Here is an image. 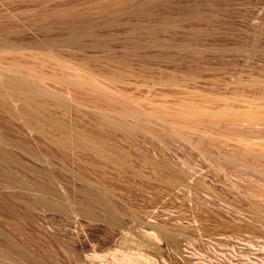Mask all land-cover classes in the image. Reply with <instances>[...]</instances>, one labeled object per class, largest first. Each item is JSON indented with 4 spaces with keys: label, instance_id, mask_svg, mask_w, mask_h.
Returning a JSON list of instances; mask_svg holds the SVG:
<instances>
[{
    "label": "rangeland",
    "instance_id": "rangeland-1",
    "mask_svg": "<svg viewBox=\"0 0 264 264\" xmlns=\"http://www.w3.org/2000/svg\"><path fill=\"white\" fill-rule=\"evenodd\" d=\"M263 104L264 0H0V264L257 260Z\"/></svg>",
    "mask_w": 264,
    "mask_h": 264
},
{
    "label": "bare ground",
    "instance_id": "bare-ground-1",
    "mask_svg": "<svg viewBox=\"0 0 264 264\" xmlns=\"http://www.w3.org/2000/svg\"><path fill=\"white\" fill-rule=\"evenodd\" d=\"M258 101H260V100H258ZM257 102V101H256ZM258 105V104H257ZM264 105V104H263ZM254 106H256V105H254ZM259 106V105H258ZM254 107L253 109H254V111H253V109H250V113L247 115V118H248V120H249V122L250 123H248L249 125H251V122H252V124L254 123V125L253 126H251V127H255V126H257V125H259V121L261 120V117H263L264 115L261 113V111H260V108L259 107ZM262 108V107H261ZM251 110H252V112H251ZM243 115V114H242ZM244 115H246V113H244ZM244 117V116H243ZM263 119V118H262ZM262 121H264V120H262ZM260 123H261V121H260ZM263 124V123H262ZM261 124V126H263ZM260 126V125H259ZM259 126H257V127H259ZM262 128H264V126L262 127ZM257 130H258V132H262V130L260 129H258V128H256ZM255 129V130H256ZM261 134V133H260ZM1 138V137H0ZM259 138V137H258ZM1 144H3V142L0 140V155H1V162H5V161H7L9 158V155H7V153H5V151H4V148H3V146L1 145ZM61 153V152H60ZM68 154V153H67ZM56 156V155H55ZM67 156H70L69 154L67 155ZM71 157V156H70ZM46 158H48V157H46ZM46 158H45V161H46ZM54 158V157H53ZM69 158V157H68ZM67 159V158H66ZM44 160V159H43ZM50 160V159H49ZM65 160V159H64ZM63 160V161H64ZM51 161V160H50ZM60 161H61V159H60ZM55 162V161H54ZM58 162V161H57ZM62 162V161H61ZM65 162V161H64ZM45 163V162H44ZM47 163V162H46ZM48 163H49V161H48ZM47 163V164H48ZM50 164V163H49ZM52 164V163H51ZM66 163H64L63 165H65ZM69 164V163H68ZM54 165V164H53ZM62 165V164H61ZM62 165V166H63ZM50 166V165H49ZM55 166V165H54ZM61 167V166H60ZM66 168L67 166L65 165V166H63V168ZM57 168V167H56ZM67 169H68V167H67ZM71 169V168H70ZM57 170H59L58 168H57ZM50 171V170H49ZM64 171V170H63ZM71 171H75L74 169L73 170H71ZM70 171V172H71ZM3 173H4V170H3ZM58 173V172H57ZM60 173H61V171H60ZM67 173V172H66ZM76 173H77V171H76ZM45 174V173H44ZM78 174V173H77ZM81 175H82V173H80ZM85 174V173H84ZM46 175V174H45ZM59 175H61V174H59ZM67 175V174H66ZM103 175V174H102ZM43 176V175H42ZM50 176H51V174H50ZM80 176V175H79ZM83 176V175H82ZM91 176V175H90ZM103 176H105V175H103ZM56 177V176H55ZM65 177V176H64ZM73 177H74V175H73ZM58 178V177H57ZM56 178V179H57ZM66 178V177H65ZM83 178V177H82ZM93 178V177H92ZM59 179V178H58ZM61 179V178H60ZM74 179V178H73ZM84 179H85V177H84ZM89 180L91 179V178H88ZM102 179H103V177H102ZM66 180V179H65ZM64 180V181H65ZM70 180V179H69ZM75 180V179H74ZM95 180V179H94ZM105 180V179H104ZM58 181V180H57ZM79 181V180H78ZM93 181V180H92ZM95 181H97V180H95ZM95 181H93V182H95ZM87 182H88V180H87ZM99 182V181H98ZM63 183V182H62ZM96 183V182H95ZM66 184V183H65ZM93 184V183H92ZM102 184V183H101ZM71 185V184H70ZM97 185V184H96ZM72 187V186H71ZM77 187V186H76ZM69 188V187H68ZM106 188V187H105ZM41 189V188H40ZM75 190V189H74ZM107 190H108V188H107ZM40 191V190H39ZM64 191H66V190H64ZM80 192V191H79ZM65 193V192H64ZM67 193V192H66ZM70 193V192H69ZM108 193V192H107ZM70 196V195H69ZM73 196V195H72ZM43 197V196H42ZM42 197H41V200H42ZM65 198L67 197V196H64ZM83 197H84V199H83V202H84V207H82V210H83V208H84V210H83V212L85 211L86 213V215H90V216H92L93 215V210H92V208L93 207H95V206H92V205H99V206H102L108 213H110L109 215H110V217H112V219H114L115 221H116V219H115V217H117V216H115V211H116V209L114 210V208H113V206L114 205H112V202L110 201V199L108 198V196L106 195V193H105V191L103 192V190H101V187H100V189L98 188V187H96L95 185H91V180H90V184L89 183H86L85 184V186H84V188H83ZM59 198V197H58ZM68 198V197H67ZM67 198L65 199V200H67ZM73 198V197H72ZM80 198V197H79ZM71 198H69V200H70ZM68 200V201H69ZM75 200V199H74ZM74 200H72L73 202H75ZM43 201V200H42ZM71 201V200H70ZM60 202H62V201H60ZM59 202V203H60ZM80 202H82V200L80 201ZM76 204V203H75ZM113 204H114V202H113ZM57 205V204H56ZM80 205H81V203H80ZM69 206V205H68ZM73 206H74V204H73ZM53 207V206H52ZM55 207V206H54ZM57 208V207H56ZM65 208H66V206H65ZM73 209V208H72ZM60 210V209H59ZM62 210V209H61ZM78 210V209H77ZM58 211V210H57ZM97 211V210H96ZM102 211V210H101ZM100 212V211H99ZM117 212V211H116ZM115 213V214H114ZM82 215V214H81ZM107 216V215H106ZM119 216V215H118ZM120 217V216H119ZM94 218V217H93ZM118 218V217H117ZM97 219V218H96ZM112 222H113V220H112ZM118 223V222H117ZM118 227V226H117ZM160 231V230H159ZM167 232V231H166ZM159 233V232H158ZM144 235H145V233H143ZM166 234V233H165ZM150 235V234H149ZM168 235V234H167ZM169 236V235H168ZM171 236H173V235H171ZM171 236H170V238H171ZM126 237V236H125ZM146 237V236H145ZM152 237V236H151ZM156 237V236H155ZM128 238V237H127ZM131 239V238H130ZM174 239V238H173ZM120 242V241H119ZM126 242V241H125ZM124 242V243H125ZM116 243V242H115ZM146 243V242H145ZM144 243V244H145ZM162 243V242H161ZM138 244V243H137ZM143 244V245H144ZM148 244V243H147ZM141 245V244H140ZM256 245V244H255ZM257 245H258V247H257ZM256 245V247L253 245V243H249V244H247V249L246 250H252L251 252H252V254H255V255H257V260H253V259H249V257H248V259H246V258H244V257H242V259L244 258V260H246V262H247V264H264V248H263V246H264V243H262V244H257ZM138 247V246H137ZM145 247V246H144ZM158 247V246H157ZM249 247V248H248ZM150 248V247H149ZM148 248V249H149ZM227 248V247H226ZM256 248V249H255ZM142 249H144V248H142ZM147 249V248H146ZM157 249V248H156ZM122 249H119V252L121 251ZM145 250V249H144ZM153 250V249H152ZM163 250V249H162ZM227 250V249H226ZM246 250L244 251V252H246ZM104 251V250H103ZM115 251H118V249H116ZM114 251V252H115ZM132 251V250H131ZM157 250H155V252H156ZM230 251V250H229ZM243 251V250H242ZM114 252H112L113 254H114ZM123 252L125 253L126 252V250L124 251L123 250ZM128 252V251H127ZM139 252V251H138ZM153 252V251H152ZM117 253V252H116ZM122 253V252H121ZM132 253V252H131ZM134 253V252H133ZM140 253V252H139ZM138 253V254H139ZM247 253H249L250 254V252H248L247 251ZM99 254V253H98ZM137 254V253H136ZM135 254V255H136ZM158 254V253H157ZM162 254V253H161ZM117 255V254H116ZM115 254H114V256H116ZM123 255V254H122ZM142 255H143V253H142ZM245 256H246V253L244 254ZM103 256V255H102ZM124 256V255H123ZM129 256H131V254L129 255ZM129 256H127V257H129ZM132 256H134L133 254H132ZM137 257L138 256H141V253L139 254V255H136ZM133 257L134 259L135 258H137V257ZM143 256H145V254L143 255ZM143 256L141 257V258H143ZM241 256H243V255H241ZM249 256H251V255H249ZM91 257V256H90ZM94 257V256H93ZM99 258L101 257L100 255L98 256ZM119 257V256H118ZM146 257H149V255L147 256L146 255ZM143 258L144 259V261L146 262L145 264H147L148 262H150L149 264H153L152 262V259L149 257V258ZM261 257V258H260ZM102 258V257H101ZM114 258V257H113ZM120 258H122V257H120ZM125 258V257H124ZM233 258V257H232ZM241 258V257H240ZM96 259V258H95ZM115 259V258H114ZM116 259H118L117 257H116ZM123 259V258H122ZM121 259V260H122ZM126 259V258H125ZM132 258L130 257L129 258V262L130 263H133L134 261H133V259L131 260ZM138 260L140 259V257L139 258H137ZM142 259V260H143ZM165 259V258H164ZM163 259V260H164ZM131 260V261H130ZM136 260V259H135ZM141 260V259H140ZM142 260L140 261V262H142ZM162 260V259H161ZM106 261V260H105ZM111 261H112V259H111ZM125 261V260H124ZM128 261V260H127ZM126 261V262H127ZM137 261V260H136ZM135 261V262H136ZM143 261V262H144ZM101 262V261H100ZM142 262V263H143ZM141 263V264H142ZM113 264V263H112ZM134 264V263H133ZM137 264V263H136ZM144 264V263H143ZM233 264V263H232ZM245 264V263H244Z\"/></svg>",
    "mask_w": 264,
    "mask_h": 264
}]
</instances>
